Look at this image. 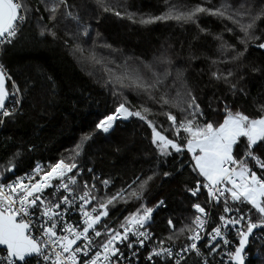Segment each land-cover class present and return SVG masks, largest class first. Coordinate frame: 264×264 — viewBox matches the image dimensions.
Here are the masks:
<instances>
[{"label": "trees", "instance_id": "trees-1", "mask_svg": "<svg viewBox=\"0 0 264 264\" xmlns=\"http://www.w3.org/2000/svg\"><path fill=\"white\" fill-rule=\"evenodd\" d=\"M48 2L25 0L27 17L17 35L1 49L0 62L10 77L7 88L11 83L16 86L20 109L5 119L0 129V175L9 180L37 164L50 166L61 159L71 160L78 168H90L103 181H110L103 197L133 181H137L132 184L136 188L140 180L151 176L142 199H134L126 192L118 206H109L110 216L119 226L141 205L152 207L162 200L151 230L166 243L183 245L190 233L181 235L178 230L191 224L195 203L207 205L204 193L192 196L189 191L197 181L203 184L204 179L194 170L186 147L180 153L170 150L171 155H161L152 143V129L138 117L117 120L107 133L97 129L96 124L119 103L133 110L143 106L151 109V114H143L158 129L163 125L165 134L176 138L163 113L172 112L178 121L186 113H181L179 107L162 106L156 99L167 94L173 103L180 97L187 101L188 92L204 112L198 118L201 124L222 122L225 106L253 119L264 115V48L257 46L264 43V18L257 19L250 30L261 39L247 44L238 39L244 35L239 26L219 16L201 13L195 23H139L163 14L171 6L174 11H187L198 4L215 8L230 5L229 12L250 8L255 15L264 8V0H103L111 11H104L99 0H67V7L62 6L56 21H49L50 13L45 11ZM66 12H71L72 18L64 15ZM237 18L242 24L250 22L248 16ZM77 46L85 49L83 54L75 50ZM92 52L102 60L101 64L88 59ZM144 65L152 66L158 74L165 70L171 73L154 92L156 99L135 87L122 88L116 82V77L131 74L132 69H140L143 74ZM229 71L232 75L227 80L213 76L227 75ZM88 134L91 138L85 141ZM77 145H81L78 156ZM244 147V142L235 147L237 158ZM254 151L264 159V142L254 146ZM254 164L249 160L250 167ZM13 165V171H7ZM253 170L264 177V170ZM228 201L233 205L230 197ZM234 206L242 211L251 208L246 203ZM251 215L256 218L254 210ZM169 236L173 239L168 240ZM253 250L250 244L245 264H264V246L251 255Z\"/></svg>", "mask_w": 264, "mask_h": 264}, {"label": "snow or ice", "instance_id": "snow-or-ice-1", "mask_svg": "<svg viewBox=\"0 0 264 264\" xmlns=\"http://www.w3.org/2000/svg\"><path fill=\"white\" fill-rule=\"evenodd\" d=\"M99 2L104 11H111V8L103 5V0ZM62 6L67 7V0H49L45 4V11L50 13L49 21L57 20V13L61 11ZM230 7L226 4L220 8L198 4L187 11H174V6H171L163 14L141 19L139 23L151 24L169 20L195 23L199 14L203 13L226 18L238 25L244 34L243 37L238 38L242 44H247L249 40H260L261 37L253 35L250 30L254 28L257 19L264 18V8L253 15L250 8L243 12L239 10L229 12ZM28 10L25 0H0V44L10 43L17 35L18 25L26 19ZM36 10L39 11V9ZM64 15L72 18L71 12H66ZM116 15L120 13L116 12ZM244 16L250 17L249 23L242 24L237 18ZM129 18L132 19V17ZM228 30L232 31V29ZM48 31L53 36L56 35L51 29ZM84 34L86 35L87 32L85 31ZM257 46L264 48V43ZM75 50L81 54L85 51L80 46H77ZM88 59L95 64L102 63L94 52L89 53ZM143 69V74L140 69H132L131 74L116 77V82L122 88L135 87L142 90L150 99H156L154 92L158 91V86L163 84L164 79L171 73L165 70L158 74L152 70L150 65H144ZM106 71L110 70L106 69ZM231 75L230 71L227 75L213 73L216 79L223 77L227 80ZM124 80H128L129 83L125 84ZM232 88L234 89L235 85H232ZM10 95L11 93L6 88L5 71L3 66H0V123L4 122L3 118L14 114L13 110L6 107ZM177 96L180 97V94L177 93ZM187 96L189 97L187 101L180 97L176 103L167 98V94L156 99V102L162 106L179 107L181 113H186L179 121L172 112L163 113L170 122L171 128L174 129L176 138H170L165 134L167 130L163 128V125H160L158 129L156 123L143 114H151L150 108L142 106L140 110H133L125 103H119L111 114L100 119L96 128L107 133L117 120L138 117L146 121L152 129V143L161 155H171L170 150L180 153L186 147L195 161L194 170H198V174L206 181L203 184L197 181L196 186L189 189L191 195L197 196L203 188L207 190L209 198L206 203L224 205L222 214H219L220 225L213 227L211 232L207 233L209 237L207 247L210 253L220 247L219 240L221 239L223 244H229V240L223 237V231L230 227L235 228L239 241L228 256L232 264H245L244 253L246 246L250 243V237L254 236L255 230L264 229V177L257 175V172L253 170V167L264 170V159L257 156L254 151V146L259 142H264V115L253 119L243 112H233L225 106V116L222 122L206 121L201 124L198 118L203 117L204 112L196 102L195 96H192L190 92ZM181 103L186 104V107L180 106ZM261 112L264 113V105L261 106ZM182 133L186 135L182 136ZM90 138L91 134H88L84 140ZM178 140H184L185 143L181 144ZM242 142L245 143L244 151L241 157L237 158L234 155V149ZM80 148L81 145L76 146L75 155L80 154ZM249 160L255 161L252 167L249 166ZM13 169L14 165L7 171H13ZM34 174L28 178V182L21 178L13 183H0V245L6 246V254L0 259V264H29L32 258H38L37 264L41 262L42 264H101V257L103 261L112 264V257L119 260L123 256L117 247L118 244L127 242L129 249L134 248L135 244L144 247L145 242L152 238L145 226L151 220L154 209L144 205L124 218L125 222L120 225L121 230L110 228L107 224H103V230L98 227L103 219L109 216V206H114L120 199H123L126 192L134 199H142L143 189L152 179L151 176L144 180L138 177L137 180L140 182L136 188H133L132 184H136L137 181H133L126 189H121L110 196L97 197L94 194L96 185L94 183L90 185L88 181L83 182V188L80 189V194H77L75 186L78 184L77 177L81 175V171L78 165L71 160L61 159L50 165L47 171L37 165ZM36 175H39V179L35 178ZM164 175L167 176L169 173ZM54 180H59V184H53ZM109 183V180L102 181L105 187ZM5 188L8 189L7 192ZM48 188H53L51 198L45 196ZM229 197L233 205L228 203ZM97 201L98 204H94ZM163 203L160 201L157 207ZM245 203L251 205L248 211L234 207L236 204ZM74 205L82 214V225L70 224L65 219V214ZM89 206H91V211L87 210ZM30 208L41 209L40 239L31 233V229L36 225L30 219H26L30 215ZM193 208L197 214L191 224L178 230L181 235L185 231L191 233L187 237L191 243L184 245L176 253L171 247H161L160 250L153 248L147 256L148 261H152L153 257L167 256L174 259V264H181V261H185L186 264L188 254L201 255L198 242L203 239L201 233L206 232L209 212L200 203H195ZM253 210L256 213L255 219L251 215ZM169 225L175 229L171 220H169ZM102 235L106 236L104 242L98 245L102 251L96 250L90 256V253H93L94 238ZM130 236L136 237V240H131ZM167 239L172 240L173 237L169 236ZM160 243L163 244L164 241ZM132 255L135 256L136 252L134 251ZM80 256H90V258L81 262L79 261ZM204 264H207V261Z\"/></svg>", "mask_w": 264, "mask_h": 264}, {"label": "built area", "instance_id": "built-area-1", "mask_svg": "<svg viewBox=\"0 0 264 264\" xmlns=\"http://www.w3.org/2000/svg\"><path fill=\"white\" fill-rule=\"evenodd\" d=\"M23 23H24V21H22L18 25V28H20ZM5 44H7V42L0 44V57H1V49ZM0 66H2L1 62H0ZM5 74H6V83H7L6 88H7L9 76H8L6 71H5ZM7 89L9 90L11 95L9 96V98L6 102V107L10 110H13V112L15 114L20 109V100L18 98L17 88L13 83H11L9 85V88H7ZM7 118H3V121H5V119H7ZM3 123H0V129L3 126ZM37 165L41 166L44 169V171L49 170V167H50V166H48V164H46V165L37 164ZM37 165H35L27 173H24V174L18 175V176H14V177L10 178L9 180H5L4 177L0 175V183H5V184L13 183L14 181L21 179V178H23L25 182H28V178L35 175L34 169H36ZM236 167L238 168L239 166L237 165ZM79 169L81 171V175H79L77 177L78 184L75 186L77 189V194H80V189L83 188V182L88 181L90 185L93 183L96 185V191L94 194L97 197H103L104 193L108 190V186L105 187L102 184L103 180H102V177L100 176V174L97 172H94L90 168L89 169L79 168ZM35 178L39 179V175H36ZM53 184H59V180H54ZM126 188H127V186L124 187V189H126ZM7 191H8V189L5 188V192H7ZM201 192L206 195L207 201H208L209 198L207 195V190L201 188V191L198 194H200ZM52 193H53V188H48L45 191V196L47 198H51ZM60 194H63V193H60ZM160 201H162V200H160ZM160 201H158L156 204H154L152 207H150V208H153L154 211L152 213L151 220L145 226V229L151 234L152 238L145 242L144 247H140L138 244H135L134 248L129 249L127 247V242H125L124 244H118L117 247L123 253V256L119 260H117L116 257H112L111 258L112 264H174V259L169 258L167 256L153 257L152 261H148L147 256L149 255L150 251L153 248H155L156 250H160L161 247H165V248L171 247L173 249V252L176 253L181 247H183L186 244L191 243V241H189L188 239L186 240V242L183 245H179L176 243H166V242H164L163 244L160 243L162 240H160L155 235V233L151 230V225H152V222L154 220L155 213L160 207L163 206V205H161V206L157 207V205L159 204ZM78 203L79 202L77 201V204ZM228 203L230 205H232L229 201H228ZM94 204H98V201L94 202ZM17 206H19V204H17ZM223 206H224L223 204L207 203L206 208L209 212V216L207 218V223H206V232L201 233V235L203 236V239H201L198 242V248L201 251V255L197 256L194 253L188 254L186 264H204L205 261H207V264H232V262L229 259L228 253L230 251L234 250V248L237 246L238 241H239V236H238V233H237L235 228L230 227L229 229L223 231V237L229 240V242H230L229 244H227V245L223 244V241L221 239V240H219L220 247L215 252H211V253H210L209 248L207 247V245L209 244V237H208L207 233H210L213 227L220 225L221 222L219 221V214H222ZM87 210L91 211V206H89ZM193 211H194V216H195L197 213H196L194 208H193ZM29 212H30V215L28 217H26V219H30L36 225L35 227H33L31 229V233L37 239H40L41 238V232L39 229V224L42 223L41 209L30 208ZM18 219H19V217H18ZM65 219L67 220L68 223L74 224V225H82V223H83L82 214L76 205H74L71 209L68 210V212L65 214ZM115 219L116 218H113V219L111 218L110 210H109V216L104 218L102 221V224L98 227L101 230H103V224H107L110 228H115L117 230H121L120 225L116 226V224L114 222ZM145 229H141V230H145ZM64 234H66V233H64ZM262 236H264V229H257L255 231L254 236L250 237L249 245L251 244V246L254 247V250L251 253V255H255L258 252L259 248L264 246V238H262ZM94 239H95V244L93 246V253H90V256L92 254H94V252L96 250L102 251V249L98 248V245L100 243L104 242V240L106 239V236L102 235L101 237L94 238ZM130 239L135 241L136 237L130 236ZM256 247H259V248L257 249ZM248 248H249V246H248ZM134 251L136 252L135 256L132 255V253ZM5 254H6L5 251L0 250V259H2ZM249 255H250V252H249V254L246 252L245 259ZM90 256L89 257L80 256L79 261L82 262L84 260H87L90 258ZM37 259L38 258H32L29 261V264H37ZM41 264H42V262H41ZM101 264H108V262L103 261V257H101ZM181 264H185V261H181Z\"/></svg>", "mask_w": 264, "mask_h": 264}, {"label": "water", "instance_id": "water-1", "mask_svg": "<svg viewBox=\"0 0 264 264\" xmlns=\"http://www.w3.org/2000/svg\"><path fill=\"white\" fill-rule=\"evenodd\" d=\"M7 84V83H6ZM122 120H127V119H122ZM111 130V129H110ZM109 130V131H110ZM256 231V230H255ZM248 246H249V244L246 246V249H245V253L244 254H246V252H247V250H248ZM0 250H3V251H5L6 252V246H3V245H0Z\"/></svg>", "mask_w": 264, "mask_h": 264}, {"label": "rangeland", "instance_id": "rangeland-1", "mask_svg": "<svg viewBox=\"0 0 264 264\" xmlns=\"http://www.w3.org/2000/svg\"><path fill=\"white\" fill-rule=\"evenodd\" d=\"M103 132V131H102ZM190 155H191V157H192V154L191 153H189ZM193 163L195 164V161L193 160ZM203 178V177H202ZM204 179V178H203ZM206 181L204 180V183H205ZM104 197H106V196H104ZM120 204V201H118L117 203H115V205H114V207H116V206H118ZM251 206V205H250Z\"/></svg>", "mask_w": 264, "mask_h": 264}]
</instances>
